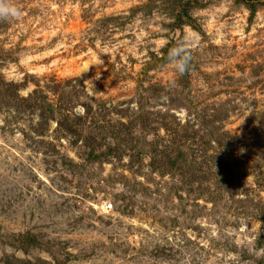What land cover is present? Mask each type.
<instances>
[{
  "label": "rangeland",
  "instance_id": "374dc122",
  "mask_svg": "<svg viewBox=\"0 0 264 264\" xmlns=\"http://www.w3.org/2000/svg\"><path fill=\"white\" fill-rule=\"evenodd\" d=\"M249 1L8 0L20 15L0 18V264H264V0L255 14ZM182 38L180 76L160 59ZM138 118L135 151L108 153V132L87 157L94 123ZM154 146L196 162L152 169ZM223 159L233 191L215 186Z\"/></svg>",
  "mask_w": 264,
  "mask_h": 264
},
{
  "label": "trees",
  "instance_id": "16d2710c",
  "mask_svg": "<svg viewBox=\"0 0 264 264\" xmlns=\"http://www.w3.org/2000/svg\"><path fill=\"white\" fill-rule=\"evenodd\" d=\"M259 3V0H252V1H249L248 5H249V8L250 10L252 11V14H255V12L257 11V5H260L258 4ZM261 5H264V2L263 4ZM187 7H184V12L182 14H179L178 15V21H177V26L181 25V24H184L186 23L184 20V16L186 17V19H191L189 16H188V13H187V10H186ZM171 47V44H169L168 48ZM168 48L165 50V53H167V50ZM161 62H164L166 61V55L164 56V58H161L160 59ZM13 92H15L17 89L13 86H9ZM22 102L26 101V99H23L21 100ZM63 103V102H62ZM67 103V102H66ZM61 105V104H60ZM46 106L51 110L52 113H54L56 111V109H59L56 104H53L51 102H47ZM70 106L66 105L63 109H60V110H64V113H66V120L68 119V121L70 120V117L68 115H71L68 111L71 110L69 108ZM86 109V115L88 116L89 114L92 113L91 111V108L88 106ZM101 114V112H99V115ZM52 117L54 118L55 115L53 114ZM146 119L139 122V118L133 122L130 123V125H124L122 123V128H123V132L122 130L120 129L119 126H116L114 125L113 123H110V122H107L103 119H100L99 122L97 123H94L93 126L90 128V131L89 133H92V132H96V135H86V138H84V141L86 142L87 144V147H88V153H87V157L90 158V159H96L98 157H100V155L102 154L101 153V142L99 141L98 142V137L101 136L102 133H104V135H106V133L109 132V138L113 141V140H116L115 142H113V144H109V146L106 147V149L108 150V153L112 154V153H116V155L119 157L120 155V146L123 145L124 147H127V145H130L131 144V140L133 136V133L132 131L130 130L131 126L132 127H136L137 123L138 125H140V127L142 126V129H148L149 130V126H147V124L145 123ZM58 123V125H63L65 124L64 122L62 121H56ZM102 122V123H101ZM118 130L122 133V136H119L118 134ZM66 131L69 133V135L71 134H76L78 135L77 133V130L76 128L73 127V125L71 126H68L66 128ZM67 133V134H68ZM256 133V132H255ZM213 133H211V136L213 137L212 135ZM257 134V139L258 137L262 134H259V133H256ZM83 135L82 133L78 135L79 138H81L80 136ZM105 136L101 137L100 140H102ZM130 138V139H129ZM129 141V143H126V141ZM223 138H216V141L218 142V144L220 145H223ZM139 142V139L137 140V142L130 147H132V150L135 151L136 147H137V143ZM178 152H176L174 155H164L163 159L162 160H157V158H153L154 157V154L156 155L157 153V146H154V150L151 152L152 153V161L150 162V166L152 169H156L157 167H160L159 170H161V172H164L165 171H169V172H173L175 169L176 170H180L182 171L183 170V167L188 163H191V164H194L196 162V154H195V150L192 151L191 155H189L188 153L184 152L183 150H180V149H177ZM137 153H140L142 152V148H138ZM205 153H206V149H204V155H202L203 157L205 156ZM196 156V157H195ZM218 156V154H217ZM219 157V156H218ZM218 157H214V158H218ZM190 158V161L189 159ZM196 158V159H195ZM212 158V159H214ZM184 159V160H183ZM188 162H187V160ZM181 162L183 164H181ZM217 163V167H216V173L215 174V179H214V182H215V186H217L218 188L220 189H226V191H233L231 190V187L234 186L235 183V177L236 175H234V170L231 168L232 167V164L230 163V161L226 159H223V160H220V161H215ZM255 163V162H254ZM195 167H197V164L195 165ZM256 167V164L254 165V168ZM200 168H195V170H198ZM257 171V170H255ZM254 171V172H255ZM196 172V175L197 176H190L187 181L188 183H193V181H196V179H200L198 176H200V172L198 171H195ZM194 173V172H193ZM195 174V173H194ZM257 174H259L260 177H262V179H264V171L263 170H259L257 172ZM183 177V176H182ZM185 179V177H183ZM239 182V181H238ZM239 186H240V183H239ZM242 186V185H241Z\"/></svg>",
  "mask_w": 264,
  "mask_h": 264
},
{
  "label": "clouds",
  "instance_id": "9594fccd",
  "mask_svg": "<svg viewBox=\"0 0 264 264\" xmlns=\"http://www.w3.org/2000/svg\"><path fill=\"white\" fill-rule=\"evenodd\" d=\"M20 15V10L8 0H0V18L15 19ZM191 41L187 38H182L175 45L167 50L166 62L177 75H184L188 71L191 54L190 45Z\"/></svg>",
  "mask_w": 264,
  "mask_h": 264
},
{
  "label": "built area",
  "instance_id": "2783aa9c",
  "mask_svg": "<svg viewBox=\"0 0 264 264\" xmlns=\"http://www.w3.org/2000/svg\"><path fill=\"white\" fill-rule=\"evenodd\" d=\"M110 207H111V205H108V206H107V208H110Z\"/></svg>",
  "mask_w": 264,
  "mask_h": 264
}]
</instances>
